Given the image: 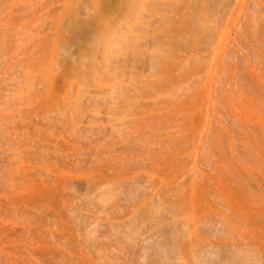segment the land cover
<instances>
[{"label": "rangeland", "instance_id": "obj_1", "mask_svg": "<svg viewBox=\"0 0 264 264\" xmlns=\"http://www.w3.org/2000/svg\"><path fill=\"white\" fill-rule=\"evenodd\" d=\"M10 5L0 264H264V0Z\"/></svg>", "mask_w": 264, "mask_h": 264}, {"label": "clouds", "instance_id": "obj_2", "mask_svg": "<svg viewBox=\"0 0 264 264\" xmlns=\"http://www.w3.org/2000/svg\"><path fill=\"white\" fill-rule=\"evenodd\" d=\"M222 264H252L251 253L247 250L235 248L229 259Z\"/></svg>", "mask_w": 264, "mask_h": 264}, {"label": "bare ground", "instance_id": "obj_3", "mask_svg": "<svg viewBox=\"0 0 264 264\" xmlns=\"http://www.w3.org/2000/svg\"><path fill=\"white\" fill-rule=\"evenodd\" d=\"M10 1H11V5L8 8V12H9V16H10V21L12 22V24H15V21L17 18L16 6L18 3V0H10ZM2 6H3V0H0V30H1V27L3 26V22H4L3 15L5 12L4 7L2 8Z\"/></svg>", "mask_w": 264, "mask_h": 264}]
</instances>
